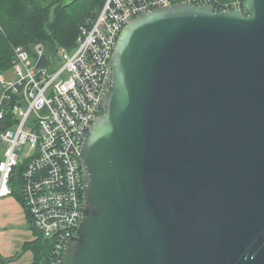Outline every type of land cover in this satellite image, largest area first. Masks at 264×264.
Returning <instances> with one entry per match:
<instances>
[{"label": "water", "instance_id": "95a60500", "mask_svg": "<svg viewBox=\"0 0 264 264\" xmlns=\"http://www.w3.org/2000/svg\"><path fill=\"white\" fill-rule=\"evenodd\" d=\"M112 65L63 264H264V0L140 14Z\"/></svg>", "mask_w": 264, "mask_h": 264}, {"label": "built area", "instance_id": "2783aa9c", "mask_svg": "<svg viewBox=\"0 0 264 264\" xmlns=\"http://www.w3.org/2000/svg\"><path fill=\"white\" fill-rule=\"evenodd\" d=\"M216 1L106 0L97 17L80 27L74 49L59 47L44 61L42 43L33 54L15 48L11 77L0 74V141L6 146L0 197L13 193L15 169L24 165L22 200L37 232L52 241L51 264H63L66 244L84 217L83 146L103 113L122 29L161 6ZM241 6L235 0L216 8Z\"/></svg>", "mask_w": 264, "mask_h": 264}, {"label": "trees", "instance_id": "16d2710c", "mask_svg": "<svg viewBox=\"0 0 264 264\" xmlns=\"http://www.w3.org/2000/svg\"><path fill=\"white\" fill-rule=\"evenodd\" d=\"M105 1L73 0L64 4L62 0H0V73L11 74L18 46L33 54L34 45L42 43L46 48L44 61L59 47L74 49L80 27L97 17ZM233 1L217 0L215 6ZM24 168L15 169L12 181L13 193L21 199ZM34 246V264H51L52 241L40 235Z\"/></svg>", "mask_w": 264, "mask_h": 264}, {"label": "crops", "instance_id": "0c3cea01", "mask_svg": "<svg viewBox=\"0 0 264 264\" xmlns=\"http://www.w3.org/2000/svg\"><path fill=\"white\" fill-rule=\"evenodd\" d=\"M39 237L23 200L15 193L0 197V264H34Z\"/></svg>", "mask_w": 264, "mask_h": 264}, {"label": "rangeland", "instance_id": "374dc122", "mask_svg": "<svg viewBox=\"0 0 264 264\" xmlns=\"http://www.w3.org/2000/svg\"><path fill=\"white\" fill-rule=\"evenodd\" d=\"M0 74H4L6 78L11 77L12 75V74H7L6 72H1ZM5 149H6V146L0 141V152H1L0 161L5 158Z\"/></svg>", "mask_w": 264, "mask_h": 264}]
</instances>
